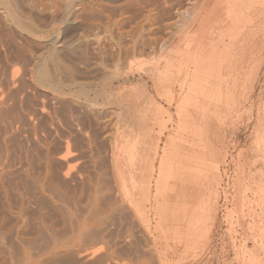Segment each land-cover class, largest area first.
Segmentation results:
<instances>
[{
    "label": "rangeland",
    "instance_id": "rangeland-1",
    "mask_svg": "<svg viewBox=\"0 0 264 264\" xmlns=\"http://www.w3.org/2000/svg\"><path fill=\"white\" fill-rule=\"evenodd\" d=\"M100 2L120 12L129 0H18L26 25L21 27L7 19L0 4V237H5L0 264L5 258L17 260L22 246L36 252V243L42 242L35 240L39 224L51 225L50 232L64 240L81 224L89 231L106 227L105 234L122 236L145 256L139 264H256L242 248L248 231L246 189H238V180L254 185L264 171L263 161L255 162L251 153L257 115L222 116L208 129L199 148L217 184L204 195L213 201L212 210L200 209V197L184 200L177 187L186 136L178 125L177 81L138 71L137 64L147 67L160 53L128 57L135 61L133 71L114 58L115 40L104 23L98 24ZM261 80L257 103L264 102V74ZM169 94L175 96L172 103ZM212 147L222 151L221 159L210 155ZM143 148L155 165L150 189H131L130 161ZM163 160L174 173L165 170L167 184L156 189ZM192 216L199 223L193 234L188 230ZM23 223L27 229L16 234ZM87 232L80 242L74 237L75 247L109 248L110 235L101 243L92 234V242ZM249 240L248 249L253 246ZM132 252L127 254L135 262Z\"/></svg>",
    "mask_w": 264,
    "mask_h": 264
},
{
    "label": "bare ground",
    "instance_id": "bare-ground-1",
    "mask_svg": "<svg viewBox=\"0 0 264 264\" xmlns=\"http://www.w3.org/2000/svg\"><path fill=\"white\" fill-rule=\"evenodd\" d=\"M186 1L184 3L182 0H129L128 6H125L126 8L120 12L107 9L100 2V5L98 4L99 7H97V20L99 25L104 23V29L110 31L109 33L114 38L115 42L111 47V51L114 58L116 57L118 60L122 58L121 65L125 64L132 71L137 67L138 71L148 72L157 80L177 81L180 91L179 95L181 96L177 106L179 113L178 125L183 135L186 134L178 157L179 175L177 174V187L181 189L184 200H194L200 197V209L203 211L206 209L207 211V209L210 210L212 208L211 203L213 201H207L204 195L207 190L214 189L217 184L215 183V178L210 176L209 171L205 169L206 154L199 147L200 145L202 146L203 138L207 135L208 129L214 124L222 122V116L224 120H227L230 118L229 115L233 113L237 117H243L247 113L249 114V119L257 115V126L254 129V131L256 130V136L253 139L251 153L255 158V162L260 160V162L263 161L262 163H264V102L257 103L256 98L263 85L261 79L264 74V0ZM17 2L18 0H0L7 19L19 27L26 26L21 23V15L23 13L18 11ZM189 2H191L190 6L188 5ZM185 12H188V14L186 15ZM103 14H105V21ZM93 17L95 16L93 15ZM115 32L116 34H114ZM143 53H160L161 58L158 57L159 59L147 67H141L138 64L136 66L135 61L132 63L133 60L128 59L130 56ZM168 98L170 103L175 100L173 94H169ZM214 135H218L217 131H214ZM69 145H66V147H69ZM69 149H67V156L71 154ZM169 151H171L170 148H168V153ZM134 152H136V148ZM209 153L212 157L215 156L220 159L223 157L222 151L215 147H212ZM138 165L143 167L138 170ZM170 165L165 160L161 162L156 189L165 188L167 179L165 180L163 174ZM130 166L134 170L132 169L129 187L131 189H150V181L155 165L154 161H150L149 155L144 152V148L142 151H137V154L130 161ZM135 168L137 171H135ZM170 169L168 170L170 171ZM170 172L171 174L174 173ZM261 173L262 177L255 179L254 185L250 181L244 182L242 178L238 180V189H246L245 196H243L246 200V209L243 214L245 218L244 224L248 231L246 238L244 237L242 248L245 252H249L250 257L254 259L256 264H264V171ZM145 176L147 178H144ZM247 190L250 191L251 196L247 194ZM210 198L212 199L213 197L210 196ZM74 199L72 198V200ZM140 209L138 208L139 211H142ZM157 209L160 210L161 208ZM158 210L157 213H159ZM161 212L159 213L160 216L163 214ZM194 212L196 211L194 210ZM95 214L97 215V213ZM141 214L143 213L139 212V215ZM196 214L198 215V213ZM193 216L195 217L194 214ZM193 216L189 221L188 228L192 234L199 225ZM17 220H20L19 217ZM25 222L27 223V221ZM100 222L104 226L103 221L101 220ZM39 225V237L35 240L42 242L36 243L37 245L32 242L33 246L36 245V252H32L30 248L24 246H22V250L19 247L20 256L17 260L5 258L1 264H139V261L145 259V256L140 254L136 248L132 249V245L126 242L124 237L125 240L121 239V235L120 238L117 235L108 234L111 237L109 239V248H96L92 243L94 241L93 235L98 238H95V240L106 241L103 240L105 235L108 236L104 233L106 231L105 226V229L98 231H92V229L90 230L92 232H90L86 225H78L77 228L72 230L74 236L69 240H64L50 232L51 225L50 227ZM27 226L23 223L21 228H16L15 233H21L27 229ZM73 226L75 225H72V228ZM86 232L93 238L91 240L86 234L92 241L88 240L92 243V246L75 247L73 242L78 239H74V237L77 236L80 242V238ZM7 234L6 237L9 235L11 238L13 233L11 231V234ZM4 238L0 237V250L2 251L4 250ZM249 239L253 243L250 249H248L247 244V240L250 241ZM22 241L24 243V239ZM102 241L100 242L102 243ZM19 249L17 248L18 251ZM116 251L119 252H117L119 255L115 253ZM129 251L136 253L137 259L135 262L127 254ZM120 253H124L127 257L120 256Z\"/></svg>",
    "mask_w": 264,
    "mask_h": 264
}]
</instances>
